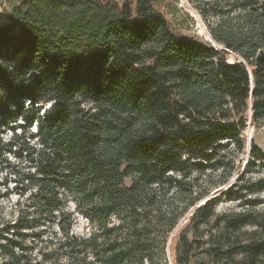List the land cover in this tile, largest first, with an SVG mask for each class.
Returning a JSON list of instances; mask_svg holds the SVG:
<instances>
[{"label": "trees", "instance_id": "trees-1", "mask_svg": "<svg viewBox=\"0 0 264 264\" xmlns=\"http://www.w3.org/2000/svg\"><path fill=\"white\" fill-rule=\"evenodd\" d=\"M9 1L0 264H264V212L217 211L264 191V151L219 194L204 178L264 124V0H194L214 42L172 26L179 0Z\"/></svg>", "mask_w": 264, "mask_h": 264}, {"label": "rangeland", "instance_id": "rangeland-1", "mask_svg": "<svg viewBox=\"0 0 264 264\" xmlns=\"http://www.w3.org/2000/svg\"><path fill=\"white\" fill-rule=\"evenodd\" d=\"M17 2V0H13ZM194 0H179L178 7L181 9L176 16L172 17L168 15L172 26L175 29L183 32L187 37L199 40H210L208 35V30L201 19L198 12L194 9ZM11 2L9 0L0 1V24L7 21V13L11 11ZM189 14V15H188ZM215 46L219 47L217 43H214ZM229 61L234 62V55L230 54ZM245 143L244 151H238L235 146H230V151L228 152V160L231 163L232 168H229L227 171L220 169L218 171L211 172L209 175L205 176L206 180H211L212 192L213 194H219L221 190L226 189L233 182H235L240 176L245 173V170L248 168V162L250 158L251 144L254 142L258 147L264 151V124L263 123H253L251 120L247 122L246 129L243 132ZM11 132L6 134L0 133V139L3 141L9 139ZM264 176L263 171L261 173H251L246 174V178L252 180ZM225 178L228 181L220 185V182ZM4 186H0V194L5 192ZM18 195L13 194L8 197H3L0 199V206L5 209L6 212H9L13 204L17 201ZM252 202H255L253 204ZM70 210L75 214V221L73 232L78 235L88 234L92 228L91 223L86 217H84L78 210H76V204L73 200L69 202ZM258 211L264 212V191L248 194L246 198L242 200H232V201H223L217 207L219 213L229 212V211ZM168 258L171 260L172 264H175L174 261V245L172 244L169 252Z\"/></svg>", "mask_w": 264, "mask_h": 264}, {"label": "water", "instance_id": "water-1", "mask_svg": "<svg viewBox=\"0 0 264 264\" xmlns=\"http://www.w3.org/2000/svg\"><path fill=\"white\" fill-rule=\"evenodd\" d=\"M208 35L210 36V41H212V42H214L213 40H212V37H211V35H210V33H208ZM219 46V45H218ZM220 47V46H219Z\"/></svg>", "mask_w": 264, "mask_h": 264}, {"label": "bare ground", "instance_id": "bare-ground-1", "mask_svg": "<svg viewBox=\"0 0 264 264\" xmlns=\"http://www.w3.org/2000/svg\"><path fill=\"white\" fill-rule=\"evenodd\" d=\"M209 38H210V36H209Z\"/></svg>", "mask_w": 264, "mask_h": 264}]
</instances>
